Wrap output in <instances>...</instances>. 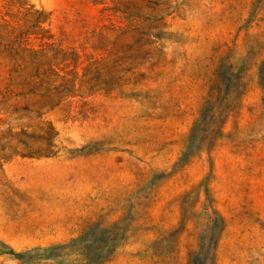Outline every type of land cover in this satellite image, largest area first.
Here are the masks:
<instances>
[{
  "label": "rangeland",
  "instance_id": "374dc122",
  "mask_svg": "<svg viewBox=\"0 0 264 264\" xmlns=\"http://www.w3.org/2000/svg\"><path fill=\"white\" fill-rule=\"evenodd\" d=\"M22 3L54 73L0 97V264H264V0Z\"/></svg>",
  "mask_w": 264,
  "mask_h": 264
},
{
  "label": "trees",
  "instance_id": "16d2710c",
  "mask_svg": "<svg viewBox=\"0 0 264 264\" xmlns=\"http://www.w3.org/2000/svg\"><path fill=\"white\" fill-rule=\"evenodd\" d=\"M19 10L13 13L12 8H7L0 17V59L7 68V83L0 81L1 98L12 94L35 95L40 83L44 84L43 78L54 73L52 67L44 70L41 63L45 49H34L40 35L47 33L40 27L42 13L24 3Z\"/></svg>",
  "mask_w": 264,
  "mask_h": 264
}]
</instances>
